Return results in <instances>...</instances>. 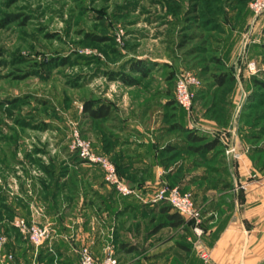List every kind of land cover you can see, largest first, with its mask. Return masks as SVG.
Instances as JSON below:
<instances>
[{
	"label": "rangeland",
	"instance_id": "1",
	"mask_svg": "<svg viewBox=\"0 0 264 264\" xmlns=\"http://www.w3.org/2000/svg\"><path fill=\"white\" fill-rule=\"evenodd\" d=\"M252 1L0 0V185L15 193L26 171L69 163L78 154L75 133L90 140L95 127L83 112L89 99L115 93L120 102L128 91L130 107L143 99L145 110L157 111L156 93L175 91L183 73H194L201 87L225 69L236 79L229 97L241 112L254 92L263 99L252 79L264 80V13L255 17ZM132 59L147 62L149 75L133 73L137 85L107 79L105 71L121 72ZM249 61L257 64L254 74Z\"/></svg>",
	"mask_w": 264,
	"mask_h": 264
},
{
	"label": "crops",
	"instance_id": "2",
	"mask_svg": "<svg viewBox=\"0 0 264 264\" xmlns=\"http://www.w3.org/2000/svg\"><path fill=\"white\" fill-rule=\"evenodd\" d=\"M168 92L174 91L156 93L151 107L160 106L157 111L145 110L143 99L130 107L128 91L120 102L111 98L115 93L105 94L115 116L101 129L93 127L86 133L96 153L118 161L124 171H138L142 186L136 188L125 180L138 196H120L106 183L100 167L87 162L81 164L85 170L69 171L60 179V185L67 182L64 189L50 180L46 188L42 171L36 175L28 171L19 190L13 193L7 188L20 203L13 225L19 218L38 224L48 230V238L36 249L23 234L7 237L8 244L0 246V264H81L83 247L90 248L96 264L108 257L118 264H205L194 248L184 246L190 241L188 234L183 239L180 229L158 228L164 205L150 200L162 186L190 193L201 208L204 243L212 257L209 264H264V169L254 164L247 133L238 120L243 113L240 105L231 101L229 122L222 127L204 115L199 103L190 111H172L165 106ZM168 113L176 115V120ZM176 124L219 138L225 148V176L214 173L215 178H208V167L188 150L190 141ZM229 147L236 149L237 157L226 154ZM210 166L223 171L221 163Z\"/></svg>",
	"mask_w": 264,
	"mask_h": 264
},
{
	"label": "trees",
	"instance_id": "3",
	"mask_svg": "<svg viewBox=\"0 0 264 264\" xmlns=\"http://www.w3.org/2000/svg\"><path fill=\"white\" fill-rule=\"evenodd\" d=\"M194 12H197L196 9H194ZM98 40L103 41V39ZM201 52H204L203 47H201ZM213 62L222 66L226 65L225 59L223 60L221 57L213 58ZM146 64L147 62L143 59H132L130 61L129 67H123V70H121V72L107 70L104 74L110 81L120 80L128 86H133L137 85L139 82V79L135 78L133 76V73L139 74L141 78L142 76L146 77L147 75H149ZM204 72L205 71H203V74ZM172 77V73L168 74L166 78L167 81H169ZM211 78L212 79L210 83H207L206 86L202 85L200 88L197 89L194 101L195 104L198 102L200 104V101H202L203 103H201V109L204 111V115L210 119L215 120L220 126L225 127L230 119L232 105L229 97L232 88H229V84L234 86L236 84V79L233 76L231 69H225L217 75H212ZM252 80V83L255 87L262 89L264 88L263 79L254 77ZM175 92L176 90L173 93L168 92L166 96L168 100L165 103V106L170 107L172 111L181 110L182 112H185L186 110L179 106V104L177 103ZM255 93L257 94V92H254V94L249 97L250 102L252 101L253 103H251L250 106L247 107L246 110L243 112L244 122H242V128L243 131H246L247 134L245 137L250 146L252 147V156L254 164L259 168L264 169V158L262 157L264 155V125L261 126L259 124L260 121L264 120V110L259 116L254 117L253 114L251 115L252 109L256 110V107L264 105V98L262 99L255 97L259 94L258 93L256 95ZM83 112L91 119L93 123L95 122V127L100 129L103 126L104 122L112 120V118H114L113 116H115V109L113 108L112 102L103 98L87 100L83 104ZM170 115L171 114L168 113L167 116ZM170 118H172V120H176V115H171ZM175 126L178 127V129L180 130L182 129L183 132H185L187 138L189 139L190 146L188 150L198 156V162L200 164H204L208 167V171H206V175L208 174V178H215L216 175H214V173H219V175L224 176L226 175V171H224L223 169V164H225V148L223 147V145H221L218 137H210L204 134H199L197 131L194 130H187L185 129V127L182 128L180 124H176ZM262 141L263 144L259 145L258 142ZM83 162L84 161L79 157V155L76 154L74 157H70L69 163H61V165H53L52 168L44 169L42 173L45 175V177H47V180H42V183L45 185L46 188H48L46 186V182L50 180L51 185L55 183L54 185L56 187L59 186L60 188L64 189L67 182L65 181L63 185H60V179L67 176L69 174V171L85 170V168L81 166ZM117 162L118 161H114V164L116 166L118 175L122 179L134 184L136 188L142 186V182H140L141 179H139L138 177V171H124V169L121 167L122 165H119V163ZM214 162L221 163L220 168L223 171H219V167L210 166V164H213ZM26 174H28V171H26ZM219 177L224 181L225 177ZM225 187H228V185L225 184L224 188ZM137 196L138 195L133 197ZM20 201L21 200L19 199V202ZM19 204L20 203H16L13 198L10 197L7 186L0 185V233L8 238L12 236L16 238L22 237V233L17 227L13 225V220L17 215L16 207ZM160 204H163L164 206L161 209L162 223L159 225L158 228L170 226L172 228L180 229L181 231H183V239H186L187 234L191 237L192 231L190 224L186 223L185 219L178 212L174 211L170 204H168L167 202H162ZM204 228L206 233L205 222ZM26 241L31 244L28 239H26ZM7 244L8 242L5 245ZM184 246L189 249L193 248V244L191 241L184 243Z\"/></svg>",
	"mask_w": 264,
	"mask_h": 264
},
{
	"label": "built area",
	"instance_id": "4",
	"mask_svg": "<svg viewBox=\"0 0 264 264\" xmlns=\"http://www.w3.org/2000/svg\"><path fill=\"white\" fill-rule=\"evenodd\" d=\"M250 9L255 17H259L264 13V0H253L250 3ZM247 68L250 73L257 71L255 61H249ZM201 82L199 78L192 72L187 71L180 75L176 83V101L187 111H190L194 104L196 91L200 88ZM72 148L78 151L79 157L89 164L97 165L103 171L104 180L112 186L116 192L122 197H133L137 195V190L130 186L118 173L115 164L106 156L98 154L94 151L92 142L82 138L75 133ZM236 149L229 147L226 150L227 155L237 157ZM151 203L156 205L162 202L170 204L174 211L178 212L190 224L192 236L190 241L193 248L205 264L211 262V252L204 243L205 228L204 217L200 207L195 203L190 193L183 192L179 187L163 186L156 189L151 195ZM14 226L24 235L26 239L37 249L48 238V230L38 224H28L23 219H17ZM8 239L0 233V246H4ZM9 259H13L10 255ZM81 264H96L97 260L89 247H83L80 251ZM103 264H118L113 257H108Z\"/></svg>",
	"mask_w": 264,
	"mask_h": 264
}]
</instances>
